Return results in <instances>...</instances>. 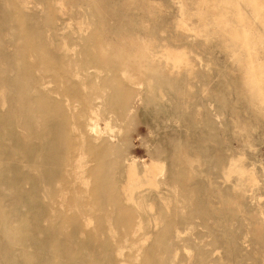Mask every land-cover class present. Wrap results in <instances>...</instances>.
<instances>
[{"label":"rangeland","instance_id":"obj_1","mask_svg":"<svg viewBox=\"0 0 264 264\" xmlns=\"http://www.w3.org/2000/svg\"><path fill=\"white\" fill-rule=\"evenodd\" d=\"M92 110L129 153L92 158ZM156 149L144 213L124 164ZM262 173L264 0H0V264H264Z\"/></svg>","mask_w":264,"mask_h":264},{"label":"bare ground","instance_id":"obj_2","mask_svg":"<svg viewBox=\"0 0 264 264\" xmlns=\"http://www.w3.org/2000/svg\"><path fill=\"white\" fill-rule=\"evenodd\" d=\"M125 44V43H124ZM129 45L125 44L123 45L124 47H127ZM154 64V63H152ZM154 65H151V67H153ZM76 76H78V74L76 73ZM117 87V86H114ZM126 95H123L122 92H119L118 89L116 91L115 94H113L111 97L110 96H106L105 97V102L109 103L111 105H115L117 106L118 112L116 115L118 117L119 120H123V118L128 116V112L126 111V109L122 110L121 105L123 103L127 104L128 99H125ZM89 106L93 107L96 106L95 105V101L94 99H90V104ZM119 109L121 111H119ZM93 111V110H92ZM39 117L41 118L42 114H47V112L43 109H40L39 111ZM158 112V111H157ZM95 115H97V113L95 112V110L92 112V115L90 117V122L91 123H87L86 125V129L87 131L91 132L94 136V138L96 139V141L98 142V149L96 151H98L96 153V151L91 153L92 158H95V160H98L100 158V153H102V159L104 160H108L110 158L109 155V151L111 148H109V143H107L105 141V138L107 137L106 133H102L101 130H99V126L100 124L95 123ZM57 120H59V122L63 125H65L66 123V115L61 114L58 115V117H56ZM107 124V130H109V126H110V119L106 120L105 122ZM59 124V123H58ZM30 126V125H28ZM131 129V128H130ZM58 130V125L55 123H51L46 131L45 134L46 135H57L56 131ZM61 130L65 133V128L61 127ZM114 132V130L110 131V133H108V137L110 142H115V146L117 147L116 149H118V155L121 157L126 153H129V151L126 150L125 144L119 139V136L112 134ZM97 144V143H96ZM148 148V147H147ZM124 149V151H123ZM148 160L145 161L144 163H142V165L139 167V165L137 164V160H135L133 157L131 160H127L126 163L124 164L126 166V176H127V180L129 181L128 183H126L123 187H122V192L120 193L121 198H123L124 201H126V203L130 206H133L136 210L144 212V213H148L147 211H145L147 209L148 206L153 205V202L151 200V197L154 195L159 194V190L160 187L162 185H166L169 182L168 176L166 175L167 173L164 172V165L166 164L167 160H164L161 162V164H159L158 159L160 158V156L162 155V151L161 149H156V150H148ZM46 161H48V159H46ZM109 161V160H108ZM77 164V168L79 169H83L85 168L87 165L86 163H76ZM71 167L75 168L74 165H72ZM86 172V170L84 171V173ZM264 174V173H262ZM119 175L121 176L122 174L119 173ZM24 179V178H23ZM121 179V178H120ZM134 185H133V184ZM164 197V195H163ZM143 199V203L141 204L140 200ZM149 199V200H148ZM119 208L122 207V205H117ZM38 207L40 209H43L42 205H38ZM81 212V211H80ZM81 213H85V212H81ZM36 217L34 218V223H36L37 225H40L43 223V219L46 218V216L44 217V215L41 214H36ZM39 217V218H37ZM145 217H139L140 221L135 222L132 225V229L130 231L129 236L131 237L130 240L132 242H136L138 239V236L141 235L142 231L144 230V219ZM76 222V220L74 221ZM40 231L42 232L43 229L41 228ZM45 232V231H44ZM184 233L177 229L174 235V238L176 240V248L174 251V255H178L179 252V248L181 243L185 242L183 240V235ZM153 234L149 231L145 236H149L151 237ZM45 243H43L41 240L37 241L36 245H43Z\"/></svg>","mask_w":264,"mask_h":264}]
</instances>
